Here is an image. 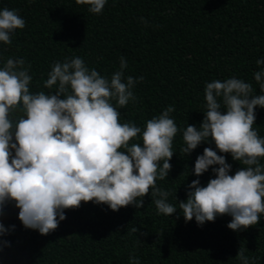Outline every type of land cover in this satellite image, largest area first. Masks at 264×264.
<instances>
[{
  "label": "trees",
  "instance_id": "16d2710c",
  "mask_svg": "<svg viewBox=\"0 0 264 264\" xmlns=\"http://www.w3.org/2000/svg\"><path fill=\"white\" fill-rule=\"evenodd\" d=\"M5 8L17 10L25 27L15 30L11 44L0 42V68L9 58L23 59L25 67L31 66L33 94L55 93L56 86L47 89L44 82L56 62L80 57L89 69L111 79L123 56L125 78L137 83L135 102L120 108L112 101L120 123L143 129L169 106L175 109L170 113L178 128L172 169L156 186L170 193L168 202L177 212L159 214L151 190L143 208L129 205L115 212L106 204L82 202L78 209L65 210L66 220L45 236L25 228L10 201L0 216L8 230L0 237V264H131L133 256L138 264H240L235 258L241 246L250 261L264 264V214L253 227L234 231L227 226L230 215L198 225L195 218L186 222L179 209L192 181L206 186L215 178L212 168L200 177L194 173L204 148L226 157L230 175L242 168L214 141L202 142L187 156L181 151L186 147L183 130L188 124L199 129L207 82L235 77L251 83L254 94H264L253 76L264 70L256 63L264 59V0H107L100 14L76 0H0V10ZM255 111L253 127L264 138V108ZM23 115L19 109L11 113L14 125ZM259 159L264 166V158Z\"/></svg>",
  "mask_w": 264,
  "mask_h": 264
},
{
  "label": "clouds",
  "instance_id": "9594fccd",
  "mask_svg": "<svg viewBox=\"0 0 264 264\" xmlns=\"http://www.w3.org/2000/svg\"><path fill=\"white\" fill-rule=\"evenodd\" d=\"M76 2L100 14L107 0ZM24 27L17 10H0V42L11 44L15 30ZM256 63L262 65L264 59ZM127 66L121 56L120 70L108 79L80 57L66 59L53 64L44 82L47 89L56 86L55 93L33 94L31 66L25 67L23 59H7L0 68V216L14 201L24 227L46 236L66 220L65 210L78 209L82 202L106 204L115 212L129 205L143 208L150 190L159 214L177 212L168 202L170 193L156 186L157 179H166L172 169L178 128L170 113L175 109L169 106L143 129L132 122L120 123L112 101L120 108L136 101L132 89L137 80L125 78ZM253 76L264 93V70ZM204 94V119L199 129L188 124L183 130L186 147L181 151L188 156L202 142L214 141L220 153L231 154L242 168L230 175L226 157L204 148L194 173L200 177L212 168L215 178L206 186L199 179L192 181L179 209L186 222L195 218L198 225L230 215L231 230L253 227L264 214V166L259 159L264 158V138L253 127L255 110L264 108V94H254L251 83L235 77L207 82ZM17 109L24 115L14 125L11 113ZM138 137L142 144L130 145ZM7 231L0 222V237ZM235 259L254 264L243 246ZM130 262L138 264L134 256Z\"/></svg>",
  "mask_w": 264,
  "mask_h": 264
}]
</instances>
